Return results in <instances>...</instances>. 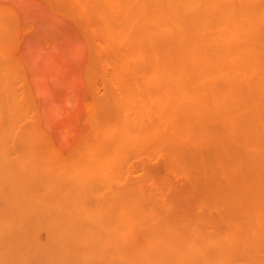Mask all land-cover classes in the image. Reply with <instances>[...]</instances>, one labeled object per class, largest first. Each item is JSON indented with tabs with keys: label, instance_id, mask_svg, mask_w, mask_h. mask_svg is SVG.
<instances>
[{
	"label": "bare ground",
	"instance_id": "6f19581e",
	"mask_svg": "<svg viewBox=\"0 0 264 264\" xmlns=\"http://www.w3.org/2000/svg\"><path fill=\"white\" fill-rule=\"evenodd\" d=\"M227 1L231 0H0V72H8V75H6L8 77L5 76L6 73H3L6 78L3 76L4 80L0 82V109H2L0 113L2 117L0 119H3V115L12 117L20 107L27 119L26 123L23 120L21 124L23 127L19 124L20 127L24 130L26 128L24 125L27 124V130L37 136L45 145L44 147H47L56 154H60V156L58 154L56 155L59 158L62 157L61 155L64 157V154L71 156L73 151L81 149L84 146L86 147L90 142L100 140L102 145L119 162V165L121 163L123 165V160H126V157L130 154L134 159L132 164L135 166V170L139 171L143 167L141 158L143 152L147 151L149 156L155 157L159 154L160 150H165V143L163 142L165 141L166 135L161 134L162 122L160 121L161 95L164 93L171 96L178 105L185 108L182 109L185 110L186 115L184 114L182 117L187 116L186 119L189 120V125H185L188 123L187 120L184 122V127L187 126L189 129L192 126L189 129L193 134L192 136L197 134H194L193 130L197 131L201 122H205L206 125L208 121L209 125L211 123L212 126L207 124L204 129V126H202L204 124H202L200 128L203 131L201 130L202 132L200 133L206 134V136H208L207 132L210 133V130L214 133V121L218 123V126H215L217 128L220 127L218 129L215 128L220 137L218 139L224 140L225 146H228L225 142L226 140L237 146L239 143L238 135L234 130L229 128L227 117L222 110L223 108H219L218 112H216L218 115L215 113V110L211 113L208 109L220 107L218 103L219 99L223 104L224 100H230L232 103H244L251 108L256 107V102L253 99L256 96H252L253 87L258 94L264 97V59L262 60L264 55L261 54V59L252 57L253 53L258 52L259 54L264 49V38L260 35L262 29H264V0H239L242 8L238 10L237 15L231 13ZM236 6L239 5L237 4ZM71 11L76 12L78 15H75H77V18L79 16V19ZM253 32L260 36V40H252L250 38ZM193 60H196V63L194 62L190 66L189 62ZM206 81H209V83ZM212 83H216L218 86L215 87ZM258 103L260 104V102ZM214 104L218 105L214 106ZM240 106L239 104L238 107L240 108ZM174 107L171 109L173 116L177 108ZM228 108L230 109V107ZM19 109L18 111H20ZM208 112L209 115H207ZM178 114L182 115L183 113ZM203 115H206L208 119L205 116L203 117ZM209 117H212L211 120L213 121ZM15 118L7 120L5 118L4 120L8 124L11 122L9 120L16 122L17 119ZM180 118L179 116H175L174 119L176 120L174 122L177 119L182 120ZM191 120L197 122V128H195V122L192 123L193 121ZM172 122L173 119L169 122V126ZM207 126L208 129L210 127L211 129L205 132L204 130H206ZM13 129H16L15 125ZM177 130L173 131L175 136L178 134L176 133ZM19 131L22 132H19L21 135L19 137H22L24 135L23 133L26 132L25 130L23 132L22 129ZM164 132L166 133L167 130H164L162 133ZM173 132L170 130V133L166 137L168 144L174 142L172 140L174 138ZM216 132L214 133L215 137H217ZM31 133L29 136L34 137ZM27 135H24L22 138L24 139ZM181 135L180 133V138H183ZM179 136H176V139ZM206 136L203 138H206V140L211 139L214 142L216 141L211 137L212 135L208 136L209 138ZM30 139L32 140V138L28 140ZM195 139L198 140L199 138L195 137ZM28 140L26 143H28ZM254 142L250 140L246 144H257L258 141L256 138ZM205 143L200 144L204 145ZM207 145V149L211 148L209 146L210 143ZM217 147L220 148L217 151L219 153L218 158H220V164L224 165L223 167H227L229 164L228 157L231 155L229 149L232 148L228 149L230 151L228 153L225 152V147L223 146L224 148H222L221 144L216 145ZM174 148L172 150L170 148V150L174 151ZM201 149L203 148L201 147ZM178 150L180 149L178 148ZM207 151L202 150L205 154ZM55 153L53 154L55 155ZM208 153L210 154L211 152ZM212 153L214 154V152ZM253 153L250 152V154ZM65 156L67 157V155ZM174 156H176V153ZM247 157L246 155L245 159ZM232 158V162L236 163V167H238L240 164L238 151L234 152ZM246 161L243 163H246ZM247 162L248 165H253V162ZM259 163H255L252 169L256 171L258 169L256 166ZM240 169L238 172L241 174L239 175L237 172L238 177H235L240 184L241 181L239 178L244 177V181L247 179L244 174L248 173L249 177L251 174L255 177L258 175L257 172H255L256 175L255 173L253 175V171L251 170L250 172L243 170L241 172ZM261 170L264 171L263 168ZM233 172L229 175L230 178L235 175ZM260 180V178L259 181L255 179L253 184L258 181V186L261 183ZM131 181L125 179L122 190L117 194V198L121 202L126 201L134 193L131 186L134 180ZM242 184L245 185V183ZM253 184H250V187H254ZM258 189L262 195L261 190H264V188H257L256 190L258 191ZM233 190L236 189L233 188ZM245 193V197L248 195L254 199L261 200L257 196H252L255 194L249 195L247 191ZM111 200L112 205L114 202L113 206L115 207L117 200L114 201L112 198ZM247 201L244 202V204L247 203V208L244 207V210L250 209L248 207L249 204L252 205V203ZM58 203L56 206H58ZM83 203L85 204L84 201ZM59 204L60 206L62 205L61 203ZM68 204L71 205V203ZM44 205L47 206L46 204ZM259 207L261 210L260 205ZM59 208L62 210V207ZM67 209H72L69 213V218L72 220L73 218L71 216L74 209ZM52 210L54 211L55 209ZM254 210L255 207L249 211ZM256 211L259 212L258 210ZM38 212L37 210L36 213ZM108 213L112 216V212ZM61 214L64 215L63 212ZM122 214L120 213V216ZM146 214L148 216L149 213ZM93 216L95 215L92 214L91 217ZM123 216H121V220L119 221L120 224L118 223L116 225L120 230H123L118 234H112V236L122 237L126 240L131 239L135 244L132 245L133 242L130 243L127 241L132 245L129 246V244L128 247L134 252L133 246H138L141 240H139L138 231L132 228L136 224H130V227L133 225L131 228L128 225L127 229H124L125 227L121 224ZM253 216L255 217V215H252L251 218L254 220ZM124 218L126 217L124 216ZM111 219L109 221L113 222L114 219ZM148 219L153 220L154 218L148 216ZM129 221V218L125 220V226L130 223ZM153 222L160 225L162 220L160 222L153 220ZM252 223L254 222L252 221ZM69 224L71 225V223ZM83 225L85 226L86 224L83 223ZM83 225H81V228ZM72 226L73 228L70 227L72 229L77 227L76 225ZM116 226H114L115 231H119L116 230ZM162 226L164 228V224ZM169 226V232L171 231L169 228L175 229ZM239 227L240 232L243 231L241 229L242 226ZM152 228L151 231L149 227V231L147 230L148 233L153 232L151 234L147 233V236L151 235V237L148 236L143 244L136 247L139 252L143 251L144 261L146 260L145 258H148L147 256L145 257L144 252H148L152 257H157V255H162L169 249L171 254L166 257L170 259L174 258L180 264H228L226 261L228 251L232 245L236 244L235 240H232L229 235L231 230L234 231L231 228L230 230L227 228L229 230L227 232L219 226L216 227L213 233L206 235L202 243H198L200 241L195 242L196 240L190 241L185 236L183 230L176 229L175 231L177 233L175 232L173 234L174 236L171 234L172 231L170 234L168 233L171 237L166 238V240L163 239L161 244L157 240H161V236L158 237L159 234H157V239H153L154 236L156 237V234L154 232L155 229L153 230ZM253 228H256V226ZM54 230L55 232L51 230L50 233L52 232L54 234L58 229L56 230L55 228ZM60 230L62 229L59 228L58 231L60 232ZM261 230L264 231V228ZM83 232H81L82 236H84ZM222 232H225V234H222ZM262 234L264 235V232ZM102 235L100 234V236ZM33 237L29 238L32 240ZM84 237H82V241L86 239ZM163 237L165 238L167 236ZM248 237L252 239L249 235ZM49 238L51 237L49 236ZM74 238V236L73 238L71 237V240H74ZM120 238H117L118 241ZM92 240L93 238L90 239V241ZM95 240L98 242L104 239L95 238ZM95 240L92 242H96ZM110 240L112 239L108 238L106 241L111 243ZM153 240L156 242V244L154 243L155 245L150 244ZM230 241L232 242L230 243ZM115 242H117L116 239ZM166 242L168 249L164 244ZM239 242L240 240H238L236 245L241 244L243 248L241 249V246L234 247L235 251L231 255L234 252L235 255L231 256L229 254L228 258L231 259L233 257L232 263L237 261L235 258L237 259V257L240 258L241 256L237 250L240 249L242 251L245 249V245L243 244V246ZM98 243H102V241ZM162 243L165 246H163L164 249L161 246L163 245ZM120 244L124 245L125 243H121L120 241ZM261 244L264 245V243ZM89 245L91 246V244ZM121 245L116 244L115 246L119 248ZM209 246L215 248V255L206 251ZM91 247L93 249V246ZM262 247L264 248V246ZM118 248L116 249L119 251L117 254L121 253L124 246L119 250ZM263 248H261V251ZM127 251L129 250L127 249ZM246 251H248L247 248ZM113 252L110 253L112 254ZM122 252L124 253V251ZM154 252H156V256L151 254ZM246 255L249 256L248 253ZM73 256L71 255V257ZM79 256H77V260ZM112 256L115 257L114 255ZM191 256L192 258H190ZM250 256H252L251 258H254L253 256L256 258V254ZM119 257H122L121 254ZM161 257L163 258L161 259ZM157 258H153L155 259L153 261L155 264L159 263L155 262L156 260L161 259V263H163L162 261H167V258L164 256H158ZM149 260L151 261V259H147L148 262ZM189 260L190 262H188ZM147 261H145L147 264L152 263V261L150 263ZM168 261L166 264L170 263ZM248 262L246 263L248 264Z\"/></svg>",
	"mask_w": 264,
	"mask_h": 264
},
{
	"label": "rangeland",
	"instance_id": "374dc122",
	"mask_svg": "<svg viewBox=\"0 0 264 264\" xmlns=\"http://www.w3.org/2000/svg\"><path fill=\"white\" fill-rule=\"evenodd\" d=\"M227 2L229 3L231 13L237 15L238 10L242 8L241 2L239 0H231ZM237 4L239 6H236ZM71 12L77 18L78 14L73 11ZM77 19H79V16ZM261 33L260 35L262 36V38H264V29H262ZM250 38L252 40H260V36L258 34H255L254 32L250 35ZM261 51L262 52L259 51V54L258 52L253 53L252 57L261 59V54L264 55V49ZM263 59L264 58H262V60ZM194 62L196 63V60L189 62V65L191 66L192 64H194ZM3 73H6L5 76L8 75L7 71H1L0 82L4 80L5 76ZM206 82L209 83V81ZM212 84L215 87L218 86L216 85V83ZM256 93L257 91L253 87L252 96H256L255 98H253L256 102V107L254 106L253 108H251L244 103H232L230 100H224L223 104L219 99L218 103L220 107L208 109L211 113L214 112L213 110H215L216 113L218 112L219 108H223L222 110L223 113H225L224 115H226L227 117L229 128H231V130H234V132L238 135L239 143L237 146L227 140L225 141L228 146L230 145L229 148L232 149H229L227 148L228 146H225L224 140L218 139L220 137L218 136V133L215 129L217 128L215 125H217L218 123L211 120V118H214V116H212L211 118L209 117V119L213 121V124H215L213 132H216L217 137H215L214 133L211 132V127L210 129H208L207 126L206 130L204 131L206 132L207 130H210V133L207 132L208 136L212 135L211 137L217 142H214L211 139L206 140V138H203L206 136V134L200 133L203 131L200 127L204 126L205 129V126L207 124L209 125V121H206V125L205 122H201L199 128H197V122L195 120H191L193 121L192 123L195 122V128L198 129L197 131L193 130V133H197L198 135L196 134L195 136H192L193 134L191 133V131H189L192 126H189V129L187 127L189 125V120L186 119L187 116L182 117L184 116V114L186 115L185 110L182 109L184 107L178 105V103L175 102L173 98H171V96H169L168 94L162 93L160 121L162 122V132L164 130H167V132H161V134L164 136L166 135L167 137L168 133H170V130L173 132L174 130L178 129L177 132L175 131L176 133H178L176 134V136H179V134L181 133V136H183V138H180L179 136L178 139H176V136L173 132L174 138H172V136L171 138L174 142H171L172 145H170L171 143H167L168 140L166 139V137L165 142L163 139L164 136H162V139L164 141L163 143H165V145L163 144L165 150H160L159 154L155 157L149 156L147 151L143 152L141 155L143 167L139 171L135 170V166L132 164L134 162V159L130 154L126 157V160H123L124 164L121 165V163L120 166L119 162L111 155L110 151L102 145V142L100 140L90 142L86 147L84 146L81 149L73 151L72 155L70 154L71 156H69L68 154H64V157L63 155H61L62 157L59 158L60 154L57 153L59 156H56L57 154L55 152L49 150L47 147H44L45 145L43 144V142L40 141L37 136L27 130V124H23L24 127H26L24 128V130H27V133L23 130V128L20 127V125L23 123V120L24 123H26L27 121L20 107V109L18 108L20 111H18L17 109V113H15L12 117L3 115V119H0V264H70L71 261V264H145V261H147V259H151V264H153V261L155 260L153 258H157L158 256H164L165 258H167L166 260H169L168 262H170L171 264H180L178 260L176 261L174 258L170 259L169 257H166L171 254L170 250L168 249L167 242L164 244H167L166 246L169 251L167 249L165 250H167L168 252L166 251L164 254L161 253L162 255H157L156 252L151 253L154 254V256L157 255V257H152V255H150L148 252H144L145 257H148L145 258L146 260L144 261L143 251L139 252L136 247L140 246V244H143L144 241L147 240L146 238L148 236L151 237V235L147 236V233L149 231L148 227L150 228V231L152 227L153 230L155 229L154 232L156 234V237L154 236V240L161 236V240L157 239L160 242L159 244H161L163 239L166 240V238L171 237L169 235L171 231L173 232H171L172 236H174L173 234L176 232V229H180L181 231L183 230L185 236L190 241L196 240L195 242L200 241L198 243H202V241L206 238V235L213 233L218 226L222 228V230H225L227 232L230 230V228L234 229V231L231 230L229 233L231 239H234L236 244L238 240H240L239 243L245 245H243L245 249L242 251L240 249H236L238 253L243 257L242 258L240 256V258H238L237 256H235L237 257V259L234 257L235 260H237L236 262L239 263H232L233 257L231 259L228 258L229 254L231 255L232 252L235 251V246H241V244H235L232 245V247L230 246L231 251H228L226 257V261L228 262V264H247L246 262L248 261L253 264H264V248L262 247L264 245L261 244L264 243V235L262 234L264 231L261 230L264 228L262 227L264 226V190H261L263 196L261 195L259 189L258 191L256 190L257 188H264V185L261 186L262 184H264V171L261 170L262 168L264 170V160H261L264 159V97L258 93L256 95ZM258 102H260V104ZM239 104L241 105L240 108L238 107ZM217 105L214 104V106ZM227 106L230 107V109ZM173 107H177L174 111V116L173 114H171V109ZM224 108H226L227 111H225L226 109L224 110ZM1 110L2 109H0V113ZM176 111L183 114L180 115ZM216 114L218 115V113ZM207 115H209V112ZM175 116L181 117L182 120L177 119V121L174 122V120H176L174 119ZM204 116L206 119H208L206 115H203V117ZM0 117L2 116L0 115ZM5 118L6 120L15 118L17 119V121L13 122L12 120H9L12 122H10L11 125H9L10 123L6 124V121L4 120ZM172 119L173 122L170 123V127L169 122L172 121ZM187 120L188 123L186 122L187 124H185L184 122ZM184 124L187 126L184 127ZM14 125L16 126V129H13ZM209 126H212L211 123ZM21 129L23 132H25L23 133L24 135L28 134L27 137H24V139L22 138L24 135L22 137H19L21 136L20 133H22L21 131H19ZM30 133L33 134L34 137H31V135L29 136ZM28 137L32 138V140H28ZM195 137H198L199 139L196 140ZM255 138L258 141L257 144H246L248 141L250 142V140L251 142H254ZM188 139L190 140L188 141ZM27 140L28 143H26ZM199 141L200 143H206L204 145H201ZM194 142L197 144H195ZM173 143L175 144V146ZM209 143V146H211V148L207 149L206 147ZM220 144L222 148L225 147V152L230 153L231 151V155L228 157L229 164L227 165V167H223L224 165L220 164V158H218L219 153L217 151L220 148H216V145ZM196 145L198 146V148ZM174 147H176L177 149ZM201 147L204 149V151L208 150L206 154L202 152L203 149H201ZM170 148L171 150L172 148H174L173 150L175 152L171 151ZM178 148L181 150V152L180 150H178ZM176 151H178L179 153ZM235 151H238V160H240V164L238 167H236V163L232 162V157ZM208 152L211 153L209 154ZM212 152H214V154ZM250 152H254L256 154H250ZM53 153H55V155ZM175 153L176 156H174ZM201 154L204 158L201 157ZM65 155H67V157ZM246 155L248 156L247 159H245ZM244 160H247L250 163L253 162V165L249 164V166L247 164V161L246 163H243L245 162ZM257 162H260V165L258 164V166H256L258 167V169L255 171L252 168H254L253 166ZM259 168L262 173L260 172ZM239 169L241 170V172L242 170L246 172H250L251 170L253 171V175L255 172H257L258 175H256L255 173V177L250 173L251 175L249 177L248 173L244 174L247 179H250L248 181L247 179L244 181V177H242L243 175L240 176L243 178H239L241 184L245 183V185H241L239 181L235 179L236 176L238 177V174H241L238 172ZM232 171H234L233 174H235L234 176L232 175L234 178L232 176V178H230L229 176L232 174ZM259 178L261 179V183L257 186ZM125 179H129L130 181L134 180L133 184H131L134 193L132 196H129L126 201L121 202L117 198V194L122 190V185ZM255 179H258V181L253 184ZM250 184H253L255 188L250 187ZM233 188L236 190H233ZM246 191L249 193V195L255 194L252 196H257L261 200L254 199L248 195H246L245 197ZM43 197L46 199H44ZM111 198L114 201L117 200L115 207L113 206L114 202L112 205ZM76 201H78L79 203ZM83 201L85 202V204L83 203ZM246 201L252 203V205H248L250 209L255 207V210L251 211L254 213H251L249 211V208L247 210L243 209L247 206V203L244 204V202ZM57 202L62 204L60 206V204L58 203V206L62 207V210L61 208L56 206ZM68 203H71V205ZM44 204H46L47 206H45ZM242 204L245 206H243ZM259 205L263 210H260ZM123 206L125 207V209H123ZM67 208L74 209L75 213L72 211V216L70 214V216L73 218L72 220L69 218V213L72 209L69 210ZM52 209H55L58 212L55 210L54 212ZM37 210L39 211L38 213H36ZM256 210H258L259 212H257ZM62 212L64 213V215L61 214ZM108 212H112L113 217L110 216L111 214H109ZM54 213H56L55 215H57V218L55 217V215H53ZM76 213L82 214L79 216V214ZM120 213H126L124 214L126 218H124L123 214L121 215L123 216V223L121 222V224H123L122 226L125 227L124 229H127L128 225L129 228H131L133 225L130 227V224H136L132 228L138 231V237L141 241L138 246H133L134 252L129 249L130 247H128V245L133 242L131 239L126 240L122 237L120 238L118 236H112V234H118L123 230L122 228V230H120V228L116 226L118 223L120 224ZM146 213H149L148 216L154 218V221L157 220L158 222H160L162 220L163 222L166 219L167 221L163 223L160 222V225L156 224V222H153V220L148 219ZM92 214L95 216L91 217ZM252 215H255V217L253 216L255 221L253 220V218H251ZM247 216L250 218H248ZM111 218L114 219V223L112 221H109V219ZM128 218L130 219V223L126 224L127 226H125V220ZM228 219L230 222L228 221ZM55 221L57 224H54ZM68 221H70L69 223H71V225L68 223ZM252 221L254 223H252ZM259 222L262 224H260ZM83 223L86 225L84 226ZM58 224H60L61 226ZM80 224L83 225L82 228ZM163 224L164 228L162 226ZM72 225H76L77 227L72 229ZM16 226L17 228H15ZM114 226H116V230L119 231H115ZM168 226L175 229L173 230L172 228H169L171 230L169 232ZM239 226H242L241 229H243V231L240 232ZM255 226L256 228H253ZM259 226H261V229L258 228ZM55 228L56 230H59V228L62 230H60V232L57 230L54 234L51 232V234L50 231L52 230L55 232ZM227 228H229V230ZM244 228L246 229V231ZM76 229H81V232L86 229L84 231L85 233L83 232V235L86 237V239L84 236H82V233L80 231H77ZM258 232H260L261 234ZM73 233L75 234L73 235ZM164 233H166L167 235ZM100 234L104 235L100 236ZM157 234H159V236ZM222 234H225V232H222ZM58 235L60 238L58 237ZM248 235L252 239H249ZM32 236H34V239L32 238L31 240L30 238ZM49 236L51 238H49ZM56 236L58 237V239ZM73 236L78 241L75 238L74 240L72 239V241L71 237L73 238ZM163 236L167 237L164 238ZM238 236L240 237L238 238ZM55 237L57 242L55 240ZM82 237H84L85 240L82 241ZM92 238V241H94L95 238L104 240H100L102 241V243H98L100 241L97 242L95 240L98 243L97 244L96 242L90 241V239ZM108 238L112 239L110 240L111 243H109V241H106ZM117 238H120L119 241ZM115 239L117 242H115ZM154 240L150 244L155 245L156 242ZM75 241L77 242L76 244ZM86 241L87 243L90 242L89 244L93 246V249H91L92 247L87 244ZM105 241L108 243H106ZM120 241L121 243L125 244L121 245ZM127 241H129L130 243H128ZM231 242L232 241H230V243ZM114 243H116L117 245H121V247L124 246V248H127L125 250L123 248V250H121V253L117 254V252H119L116 250L118 247L115 246L116 244ZM133 244H135V242H133L132 245ZM164 244L161 245L163 249L165 247ZM39 245L41 246L39 247ZM87 245L89 246L87 247ZM132 245L130 244L129 246ZM89 247L91 250L89 249ZM121 247H119L118 250ZM69 248H71V251L69 250ZM240 248L242 249L243 247L241 246ZM246 248L248 251H246ZM261 248H263L262 251ZM127 249L129 251H127ZM207 249L208 250L206 251L208 253L215 255L216 251L214 247L209 246L207 247ZM73 250H75L76 253L75 251L73 252ZM112 251H114L113 253L115 254H111L110 252ZM122 251H124V253ZM234 253L231 256H234ZM247 253L249 254V256L246 255ZM68 254L70 255L67 256ZM120 254L122 257H119ZM255 254L256 258L255 256H253L254 258H251L252 256L250 255ZM71 255L74 256L71 257ZM78 255H80L78 257L79 261L77 260ZM112 255H114L116 258ZM140 255L143 259L139 257ZM129 258H132L133 260ZM162 258L163 257H161V259ZM190 258H192V256ZM161 259L156 260L155 262L161 263ZM121 260H123L122 263ZM245 260L247 261L245 262ZM151 261L149 260V262H147L150 263ZM162 262L163 263L161 264H164L165 261ZM188 262H190V260ZM250 262H248V264Z\"/></svg>",
	"mask_w": 264,
	"mask_h": 264
}]
</instances>
